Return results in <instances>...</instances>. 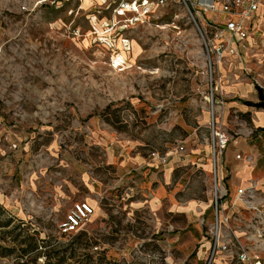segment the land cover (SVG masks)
<instances>
[{"label": "rangeland", "instance_id": "obj_1", "mask_svg": "<svg viewBox=\"0 0 264 264\" xmlns=\"http://www.w3.org/2000/svg\"><path fill=\"white\" fill-rule=\"evenodd\" d=\"M95 4L0 0V264H192L201 243L188 254L174 238L201 224L185 212L212 199L211 101L225 102L218 125L231 144L264 134L254 108L226 107L264 95V13L237 69L212 73L182 6L102 31L109 13ZM155 149L173 164L147 183ZM84 199L99 203L96 219L61 235Z\"/></svg>", "mask_w": 264, "mask_h": 264}, {"label": "built area", "instance_id": "obj_2", "mask_svg": "<svg viewBox=\"0 0 264 264\" xmlns=\"http://www.w3.org/2000/svg\"><path fill=\"white\" fill-rule=\"evenodd\" d=\"M175 4L182 6L196 23L212 73L214 67L225 62L228 64L229 55L241 56L240 49L257 28L256 20L260 9L264 8V0H101L95 8L109 13V16H102V20L105 19L103 31L116 20H121V25L128 28L143 25L158 10ZM98 37L109 43L105 36ZM219 103L225 102L211 101L212 219L203 218L201 221L208 244L204 264H215L221 256L229 263L264 264V190L259 187L264 184L253 182L248 187L239 188L234 200L229 197L221 165L231 136L218 125ZM178 149L182 151L185 146L180 144ZM172 154V151L153 150L149 158L164 165ZM241 156L238 154L237 158ZM237 204L249 213V218L233 209ZM94 213L95 207L90 202L81 200L74 203L59 223V233L70 236L84 230Z\"/></svg>", "mask_w": 264, "mask_h": 264}, {"label": "crops", "instance_id": "obj_3", "mask_svg": "<svg viewBox=\"0 0 264 264\" xmlns=\"http://www.w3.org/2000/svg\"><path fill=\"white\" fill-rule=\"evenodd\" d=\"M263 13H264V8H261L259 12V18L256 20L257 28L254 30V32L257 29L261 30L263 26V18H262ZM240 50H241L240 54H242L244 49L241 48ZM240 57H241L240 55L228 56V64L226 66V69L229 72L237 69L236 64L240 62L239 59ZM252 101L255 102L254 100ZM226 107L228 112H230L231 110L246 112V111H251V109L254 108L256 110L255 120H254L255 124L257 127L264 128V109H261L262 107L249 106L245 104L244 100L241 98H236L235 100L229 101ZM260 132H264V131H260ZM260 132L256 133L255 135L259 134ZM256 138L259 141V143L258 142L252 143L251 139L249 138H243L241 141H236L234 144L230 143L225 152L224 158L226 164L225 168L227 172V174H225L226 176L225 185L228 190L229 197L232 198V200L236 198L239 188L248 187L253 182L264 184V153L259 146V144L263 146L264 134L262 136L258 135ZM238 154H241L243 157L241 156V158L238 159L237 158ZM171 158L169 162L164 165H161L156 161H150L149 158V162H147L144 167L147 176L150 175V180H148L147 183L148 182L151 183L152 181L156 180L158 178V173L164 169L166 170V175H167V171L171 170L170 166L171 164H173V162L171 163ZM259 187L262 190H264V186L260 185ZM160 196L161 194L156 198V203L159 202ZM84 200L90 202L87 199ZM90 203L95 207V213L92 217L93 220L96 219L97 214H99V206H98L99 203L97 204H94L93 202ZM173 205L174 203H172V206ZM178 206L179 203L176 204V207ZM192 207L193 208L195 207L196 211L188 210L187 212H185L188 220L195 218L196 215L200 217L202 214H203L202 219L203 218H207L208 220L212 219V199L206 208L202 209L200 204L192 205ZM233 209L239 211L240 215L245 218L250 217L249 213L244 211L240 204L234 206ZM177 212H179V210H177ZM175 236H176L174 238L175 245L179 243L181 238L184 239L182 242L184 244V247L187 249L188 254L190 250L194 248L195 245L201 243L200 251L198 252L196 259L193 260L194 262L192 264H204L207 255L208 244L205 242L204 227L202 224L197 223L194 226L187 225L186 227H184L182 231L177 232ZM176 264H187V261L185 262L183 261V263L178 262ZM215 264H235V262L229 263L224 259L223 256H221L218 259H216Z\"/></svg>", "mask_w": 264, "mask_h": 264}, {"label": "trees", "instance_id": "obj_4", "mask_svg": "<svg viewBox=\"0 0 264 264\" xmlns=\"http://www.w3.org/2000/svg\"><path fill=\"white\" fill-rule=\"evenodd\" d=\"M244 103L249 105V106H257V107H261L262 105L260 103H255L253 101H248V100H244ZM260 131H264V128H260L257 130L256 133L260 132ZM78 233V232H77ZM76 234V233H75ZM74 235V234H73Z\"/></svg>", "mask_w": 264, "mask_h": 264}, {"label": "flooded vegetation", "instance_id": "obj_5", "mask_svg": "<svg viewBox=\"0 0 264 264\" xmlns=\"http://www.w3.org/2000/svg\"><path fill=\"white\" fill-rule=\"evenodd\" d=\"M261 105H262V107L264 106V98H262L261 100H260V102H259Z\"/></svg>", "mask_w": 264, "mask_h": 264}, {"label": "bare ground", "instance_id": "obj_6", "mask_svg": "<svg viewBox=\"0 0 264 264\" xmlns=\"http://www.w3.org/2000/svg\"><path fill=\"white\" fill-rule=\"evenodd\" d=\"M115 62L120 65V59H115Z\"/></svg>", "mask_w": 264, "mask_h": 264}, {"label": "water", "instance_id": "obj_7", "mask_svg": "<svg viewBox=\"0 0 264 264\" xmlns=\"http://www.w3.org/2000/svg\"><path fill=\"white\" fill-rule=\"evenodd\" d=\"M260 97H261V98H264V95H263V94H261V95H260ZM263 107H264V106H263Z\"/></svg>", "mask_w": 264, "mask_h": 264}]
</instances>
